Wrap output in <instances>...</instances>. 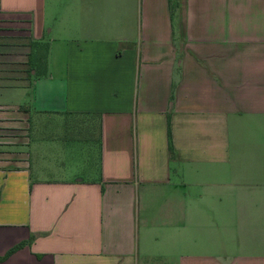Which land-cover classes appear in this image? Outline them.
<instances>
[{
	"label": "crops",
	"instance_id": "obj_1",
	"mask_svg": "<svg viewBox=\"0 0 264 264\" xmlns=\"http://www.w3.org/2000/svg\"><path fill=\"white\" fill-rule=\"evenodd\" d=\"M6 24L48 53L0 85V264H264V0H0ZM35 116L94 122L98 172L35 173Z\"/></svg>",
	"mask_w": 264,
	"mask_h": 264
},
{
	"label": "rangeland",
	"instance_id": "obj_2",
	"mask_svg": "<svg viewBox=\"0 0 264 264\" xmlns=\"http://www.w3.org/2000/svg\"><path fill=\"white\" fill-rule=\"evenodd\" d=\"M5 26L3 28L0 27V47H3L0 48L2 52L0 53V58L3 60L25 59L27 49H15V47L22 45L24 42L19 37L22 36L19 31L21 28L17 25L10 26L6 24ZM50 27L52 26L50 25ZM48 30H46V33H48L47 37L50 39L55 34H49ZM24 43L28 44L27 41ZM39 119V116L34 117V141L36 144L33 156L34 172L41 169L40 171L51 172L54 176H56L54 172L61 173L60 179L76 175L89 178L98 172L100 147L98 140L94 138L98 132V126L94 127V122L90 134L87 129V127L89 128V122L85 124L86 127L84 128L82 125L84 123L71 122L68 119L48 123L40 122L38 121ZM46 131L60 134L57 139H48ZM45 147L47 151H44Z\"/></svg>",
	"mask_w": 264,
	"mask_h": 264
},
{
	"label": "trees",
	"instance_id": "obj_3",
	"mask_svg": "<svg viewBox=\"0 0 264 264\" xmlns=\"http://www.w3.org/2000/svg\"><path fill=\"white\" fill-rule=\"evenodd\" d=\"M26 39V38H25ZM22 45L28 51L26 54V62L24 63H0V85L2 86H21L23 84L30 85L32 80L46 74V59L48 53V44L43 41H35L24 38ZM168 151L172 154V145L170 134L168 131ZM19 246L11 249L4 258H7L11 253L17 250ZM1 259V260H2Z\"/></svg>",
	"mask_w": 264,
	"mask_h": 264
}]
</instances>
